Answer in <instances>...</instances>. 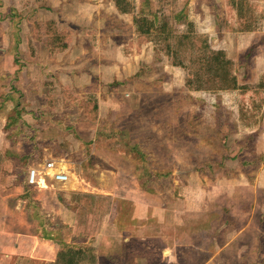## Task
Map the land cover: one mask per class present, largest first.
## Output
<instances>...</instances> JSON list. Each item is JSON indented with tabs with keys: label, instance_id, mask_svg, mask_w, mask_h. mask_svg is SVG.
I'll use <instances>...</instances> for the list:
<instances>
[{
	"label": "rangeland",
	"instance_id": "obj_1",
	"mask_svg": "<svg viewBox=\"0 0 264 264\" xmlns=\"http://www.w3.org/2000/svg\"><path fill=\"white\" fill-rule=\"evenodd\" d=\"M91 2L102 5L100 12L94 13L102 14L99 30L92 32L94 45L101 43L108 49L96 52V60L117 66L106 77L119 79L105 87L97 81L100 111L94 124L86 120L72 99L65 97L63 88L49 81V93L59 96L55 99L56 111L35 114L40 121L29 133L32 142L21 146L24 157L5 165L2 161L0 193L12 196L8 198L11 204L21 198L29 218L48 225L49 229L43 226L40 230L53 240L59 256L63 250L95 246L98 264L119 263L107 262V254L123 249L144 258L137 264H158V260L166 264L168 258L162 251L171 250L176 264H203L217 247L234 238L225 250L229 255L222 250L229 259L217 256L208 264H264V258H260L261 253L264 256V107L257 125L247 127L239 119V91L189 93L183 86L191 70L173 67L152 43L140 47L135 33V19L147 16L155 18L157 27L169 24L177 35H201L186 26L189 14H224V2L130 0L131 13L122 17L116 15L112 0H82V14H91L87 5ZM49 5L47 0H34L29 8L24 4L19 14H31L32 10L38 13ZM262 8L249 14L260 17L264 15ZM0 9L4 12L0 14H13L15 10L10 0H0ZM261 19L255 26L260 31L264 29ZM27 27L22 23L19 32L24 44L30 33ZM206 36L214 50L233 61V72L241 86L255 88V77L264 69V34L240 38L238 49L229 51L225 44L220 47L219 35ZM81 45L85 44L81 41ZM121 45L128 59L123 58ZM4 53L11 61L10 55L16 51L9 46ZM18 57L22 60L24 53L17 51ZM61 58L66 56L59 54L53 59L60 62ZM183 59H191L190 53L185 52ZM63 82L67 84V78ZM2 86L4 95L9 88L7 83ZM34 92L33 97L42 99L41 93ZM25 100L17 107H22ZM41 102L45 106L46 100H41L23 108L33 113L32 108ZM53 102H49L51 106ZM17 119L21 127L32 126L27 114L18 113ZM46 155L68 181L63 186L47 180V189L32 191L24 181L27 168ZM5 174L12 177L7 180ZM77 194L110 198L111 207L101 217L85 215L78 221ZM126 239L129 242L125 246L122 243ZM238 253L244 259H233ZM130 264H135L134 259Z\"/></svg>",
	"mask_w": 264,
	"mask_h": 264
},
{
	"label": "crops",
	"instance_id": "obj_2",
	"mask_svg": "<svg viewBox=\"0 0 264 264\" xmlns=\"http://www.w3.org/2000/svg\"><path fill=\"white\" fill-rule=\"evenodd\" d=\"M47 1L48 3H51V5L48 6V9L43 8L42 10L38 11V13L32 10L33 13L31 14H19L20 10L23 9L24 4L25 6H27L26 8H29L34 4V0H10V6L15 9H12L13 14H0V26L3 27L4 25H8V28L0 27V165L2 164V161L5 165V163L13 161L15 158L19 159L21 157H24L22 156L24 154H21L20 152L21 146L24 145L25 147H27V143L32 142V140H30L29 138V133L30 131H33L35 129V125L38 123V121H40L37 117L34 116L35 114L38 113L42 115L45 113L48 114L50 112L53 113L54 111H56V109H54V104L55 99L59 98V96H56L53 93H49V89H47L46 87L49 81L54 82L57 87L63 88L62 91H65V97L67 99L80 97V99H76L78 101L73 102V104L76 103L75 105H77L78 108L79 101L89 98L95 99L97 105L96 121H90L85 116L84 112L79 108L86 117V120L89 123L94 124L98 121L100 111L99 93L96 91L98 89L97 81L101 83L100 84L98 82L99 86L101 85L102 87H105L107 86V84L114 82L115 79H119L118 76L116 78L114 76L106 77L109 72L112 73V70L114 71V69H117V66H114L113 63H106V60L103 62H99L96 60V52L99 53L108 50L104 48V46H101V43H99L98 46L95 47L93 42L94 36L92 35V32L99 30L100 21L102 18V14L94 13L95 11L100 12V9L102 7V5H100L101 3H87V5L91 7L92 12L91 14H82L83 12H85L83 7L81 8L82 0ZM247 1L249 2V4L256 5L260 8H262L261 6H263L262 9L264 14V0ZM218 2H224V14H189V19H187V21L185 19L186 26L194 28L201 35H209V38H211L213 35H219L220 47L225 44V46H227L225 48H227L228 51L232 48L238 49L240 38L243 39L258 32L264 34V29L260 31L258 27L255 28V26L258 24H256V22H258L259 18H262L261 21L264 20V15L258 17L256 14H229V12H227L226 10V0H218ZM5 4L6 3H4V6ZM259 4L261 6H259ZM112 6L116 11V15L118 17L128 15L119 14L115 9L113 0ZM0 13H4L2 9H0ZM253 15H255V18L252 19ZM147 18L155 22V18ZM241 18H243L242 21L245 22L246 20H248L246 23V27L251 29L241 28L243 27L239 23L241 22ZM1 19H3V21ZM69 21L77 26L72 25L71 23H69ZM174 21L177 23L176 19ZM46 22H53L55 24V27L64 36L65 34H68V36L66 37L68 42L67 48L61 49L57 41L52 42L50 40L51 37L49 35H45L44 33L45 27L42 28L41 33L37 34L35 25L37 23L43 24ZM22 23H25L28 26L27 30L30 31V33H28L29 35L27 34L25 44L21 43L23 39H21V36L19 35ZM135 33L137 35L136 27ZM83 38L84 40H82ZM229 38H231L230 44ZM19 41L20 45H18ZM81 41L82 44H85L84 46L81 45ZM63 42L65 41L63 40ZM146 44H140L139 46L142 47V45ZM9 46H12V48L16 51V54L10 55L11 61H7L5 59L6 55L4 53L5 49ZM121 46L122 47L120 48V52L123 58L128 59L127 55H125L126 49L124 48V45ZM29 49L31 50V53L29 52ZM127 50L129 49L127 48ZM17 51L20 52V54L24 53V58L22 60H20L19 57L17 58ZM156 52L161 55L157 51V49ZM59 54L66 56V58L64 59L61 58L63 62H57L55 61V59H53L55 55ZM31 55L33 56V58L31 57ZM46 56L48 59H46ZM21 61H23V65L26 66L22 67ZM180 70L183 71V69ZM263 76L264 69L261 70V73H258L256 75V85L259 83L260 79ZM2 77H4L5 79H1ZM66 78L68 80L67 84L63 82ZM239 80L240 79H237L238 84L241 86ZM5 83H7L6 88H9V92L3 95L2 88H5V86L2 85ZM183 87L185 88V81ZM24 88H26L27 90H25ZM117 90L120 91V88H118ZM34 91H36V93H41L42 99L39 100L36 96L33 97L31 94H35ZM2 98H4V100ZM23 99H26L23 106L33 101L46 100V102L45 106H43L44 103L41 102L39 107L37 106L32 108V110L35 111L31 113L29 112L28 107H17V104L20 103ZM51 100H54V102ZM49 102H53V106H51ZM18 113L27 114V116L30 118V121L32 122V126L21 127L20 122L17 119ZM262 137H264V134H262ZM14 151L16 154L13 153ZM4 155H9V157L7 156L6 158L4 157ZM27 155L28 154L26 153V156ZM29 155H31V153H29ZM49 160H52V158H49L46 155L41 162L32 161L31 165L27 168L28 170L24 179L27 188L32 191L38 192L42 191L40 189L48 188L47 180L50 179L45 178L43 174H41L38 178V186H28L26 183V179L28 171L30 169L39 168L42 163ZM11 177L12 175L5 174V178L7 180ZM2 178L3 177L0 178V184L3 183ZM51 182H53V184L55 185H66L65 182H57L54 180H51ZM5 189L6 186L4 187V190ZM90 195L98 196V194ZM11 197V195H4V193H0V198L2 200V202H0V264H19L20 261H22L23 264L25 262V264H53L54 262L61 260L62 253L66 252L67 250H63V252H61L59 256V249H57L55 245L52 246L53 240L44 237L42 235L43 231L40 230L43 226L46 230L49 229L48 225L38 224L37 221L31 220L29 218L28 209H26V202L20 198L14 203L12 202L11 204V201L8 200V198ZM249 209L252 210V207H249ZM128 242L129 240L126 239L123 240V243H121L126 246ZM232 242H234V238L229 242H225L221 247H217L218 250L213 255V257L210 256L209 259L207 258V260L203 264H208V262L210 263L212 259H215V257L217 256H219L220 259H229V257L224 256V254L229 255V253L225 250ZM93 247L88 246L86 248H91L94 250V256L97 263L98 255L95 248ZM222 250L224 254L222 253ZM165 254L168 258L166 264H176L177 259L172 254L171 250L162 251V255ZM107 257V262H110V260L113 262H118L119 260L120 264H130L131 259H134V263L137 264L141 263L140 260L144 259L136 255V253H125V249H123V251L120 250L119 252L111 251L107 254ZM260 258H264L262 253L260 255ZM233 259L242 260L244 259V255L242 253L233 254ZM157 263L160 264L161 262L158 260Z\"/></svg>",
	"mask_w": 264,
	"mask_h": 264
},
{
	"label": "trees",
	"instance_id": "obj_3",
	"mask_svg": "<svg viewBox=\"0 0 264 264\" xmlns=\"http://www.w3.org/2000/svg\"><path fill=\"white\" fill-rule=\"evenodd\" d=\"M115 9L119 14H130V0H113ZM226 10L229 14H249L251 10L257 12V6H251L247 0H226ZM255 15L252 16V19ZM241 28L246 27L248 20L242 21ZM138 45L152 43L157 51L167 58L171 65L183 70H191L185 80V88L189 92H240L241 99L238 102L240 121L247 127L257 125V117L264 107V76L255 88L240 86L233 72L234 63L226 57L222 51H216L210 45L206 35H196L195 32H187L177 35L169 24L156 23L146 16L135 19ZM45 27V35L51 37V41H57L60 48H67V36L59 32L53 22L37 23V34ZM247 31V30H246ZM63 40L65 42H63ZM185 52H189L191 59H183ZM73 98L72 100H76ZM79 108L90 121L97 119V105L93 98L79 101ZM75 200L79 206L76 219L83 221L85 215L101 217L110 209V198L99 197L90 194H77ZM53 264H97L94 250L91 248H78L74 251L67 250L62 253L61 260Z\"/></svg>",
	"mask_w": 264,
	"mask_h": 264
},
{
	"label": "built area",
	"instance_id": "obj_4",
	"mask_svg": "<svg viewBox=\"0 0 264 264\" xmlns=\"http://www.w3.org/2000/svg\"><path fill=\"white\" fill-rule=\"evenodd\" d=\"M57 164L54 160L46 161L41 170L39 168H33L28 171L26 183L30 187L38 186L39 185V176L43 174L45 178L50 180H54L57 182H66L67 175L61 170L58 169ZM45 180V179H44Z\"/></svg>",
	"mask_w": 264,
	"mask_h": 264
}]
</instances>
